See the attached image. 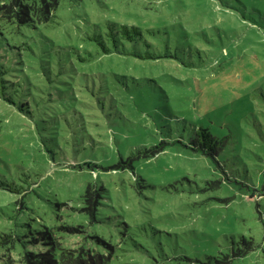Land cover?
<instances>
[{"label":"rangeland","instance_id":"rangeland-1","mask_svg":"<svg viewBox=\"0 0 264 264\" xmlns=\"http://www.w3.org/2000/svg\"><path fill=\"white\" fill-rule=\"evenodd\" d=\"M19 2L0 1V180L20 189L0 190V264H264V0ZM109 23L144 39L100 53Z\"/></svg>","mask_w":264,"mask_h":264},{"label":"trees","instance_id":"trees-1","mask_svg":"<svg viewBox=\"0 0 264 264\" xmlns=\"http://www.w3.org/2000/svg\"><path fill=\"white\" fill-rule=\"evenodd\" d=\"M2 1V0H0ZM11 4L13 6H17L20 5L19 0H10ZM15 14L17 15V11L15 12ZM19 17V21H26V23L29 21H27V19H22ZM0 33H2L1 28H0ZM89 40L95 45V47H97L100 53L103 54H108V53H112V52H117V53H126L129 52V50L127 49V46H123L122 43H120V40H124L126 41V45L128 43H140V41H142L144 39L143 36V30L140 26L138 25H128V24H118L116 25L115 23H109L106 24L104 27L103 31L100 32H95L94 34L88 36ZM146 45L149 44L148 41H145ZM88 55H91V52H87ZM138 55V54H136ZM4 100L11 102V98L10 97H3ZM22 102L20 103V105H17V109L22 111ZM198 134L200 136H202L203 138L208 139L209 141H211L212 143H216V139L214 138V136H212V134L206 130L205 128L202 129H198ZM24 189V188H22ZM0 190L3 191H9V192H17L20 191V189L18 188L17 185H12V184H5L3 183L2 180H0ZM32 225H37V223H32ZM33 229V228H31ZM35 229V227H34ZM20 230L23 232H28L30 231V229L25 230L23 227H20ZM29 233V232H28ZM33 234L35 233H29V235L27 237H31L33 239H35V237H33ZM6 236V235H5ZM45 236H49V232L46 231L45 233H40V237L38 238L37 242L46 246H51L54 247V243L52 242L53 238L49 237L51 239L50 242H43L45 239ZM1 238V235H0ZM27 243H30L29 240H25ZM23 240V242H25ZM36 241V240H35ZM48 253L49 256H44L42 255V252L38 253V255H36L33 258H26V263L25 264H58L57 263V258H56V254L53 253L52 249H48ZM47 255V254H46ZM67 259H69V264H79V263H84V264H89L88 263V258H82L81 255H76L75 257H71V256H67Z\"/></svg>","mask_w":264,"mask_h":264}]
</instances>
